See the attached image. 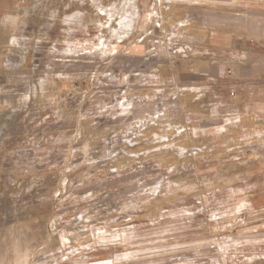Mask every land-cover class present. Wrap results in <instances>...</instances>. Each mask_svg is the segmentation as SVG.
I'll list each match as a JSON object with an SVG mask.
<instances>
[{"label":"rangeland","instance_id":"obj_1","mask_svg":"<svg viewBox=\"0 0 264 264\" xmlns=\"http://www.w3.org/2000/svg\"><path fill=\"white\" fill-rule=\"evenodd\" d=\"M94 2L16 3L39 59L20 68L53 86L0 140V264H264V126L186 92L210 30L264 50V0H134L120 37L100 5L122 0Z\"/></svg>","mask_w":264,"mask_h":264},{"label":"crops","instance_id":"obj_2","mask_svg":"<svg viewBox=\"0 0 264 264\" xmlns=\"http://www.w3.org/2000/svg\"><path fill=\"white\" fill-rule=\"evenodd\" d=\"M18 1L20 0H0V140L4 136H7L4 134V130L17 129L19 125L16 124H18L20 113H24V116L25 114H31L32 108H34V106H31L34 101L29 104L32 89H34V79H31L33 74H29L28 71L22 72L24 70L20 67L33 65L34 59H38V57L33 56L34 47L32 46L35 43L31 42L28 35H26L29 32V26L25 25L23 21L19 22L21 18L25 19L28 17V11L19 10V6L16 4ZM134 18L132 17V23H134ZM79 22V20H76L72 24L73 27L65 22L69 28H65V30L63 28L62 31L67 33L69 30H75L77 25L81 23ZM49 28L47 27V29ZM228 33L216 30L215 28L209 31L206 37V54L202 60L203 63L193 71L192 75V78H194L197 72H199L203 76V80L201 82L194 81L191 85H188L187 87L190 90L186 92L193 93L192 97H196L197 95L195 100L205 102L206 105L203 104L204 107L219 105L221 113H231L230 116L224 117L223 124H227L226 119H228L233 120L237 125L241 124L242 120V124L248 123L254 126H264V50L259 45H256L252 41L254 40L252 38L250 41L246 40L244 43L239 39L238 41L237 39L232 40V38L227 36ZM112 40L115 41V38L111 36L109 42L100 45L102 48L97 46V49H101L98 52H102V54L111 53L106 51L111 50L112 44L110 42ZM126 40L127 38H124L119 42L123 43ZM35 41H37L36 44H39L40 40L37 39ZM119 42L117 41V43ZM70 43H67L63 48H73ZM55 45L59 44L56 43ZM180 51L186 52L183 47ZM228 52L229 55L231 53V57L227 58L224 53ZM33 71L35 73L34 69ZM20 80L25 82L31 81L24 86L25 90L20 93L23 98V106L19 107L12 103L8 107H3L2 99L5 92L3 87L8 84L10 99L12 101L13 98L18 99L19 90L15 86V83ZM58 88L61 90L63 86H56L55 90H58ZM39 89L41 90L40 85ZM231 91L233 94H230ZM125 99L127 100L122 102L124 105L130 100H128L127 96H125ZM196 113H200L201 117L205 114L204 111L195 112L194 115ZM4 116L6 118L5 122L3 121ZM191 117L189 116L190 119ZM27 118H25L26 122L31 123V119ZM228 126L223 128L227 129L229 128ZM238 129L235 126L231 131Z\"/></svg>","mask_w":264,"mask_h":264},{"label":"bare ground","instance_id":"obj_3","mask_svg":"<svg viewBox=\"0 0 264 264\" xmlns=\"http://www.w3.org/2000/svg\"><path fill=\"white\" fill-rule=\"evenodd\" d=\"M94 1H95L94 3L97 4L98 0H94ZM100 10L103 12V14H107V19L109 21L112 20L113 18H115L116 15L118 16V19H119L118 27L117 28H111V29H113L112 33L114 35H117L118 37H120L126 33H129V31L133 28L132 17H135L137 15L135 13L136 12V4L134 3V0H122V2L118 3L116 6L110 7V8L104 7L103 5H100ZM78 15H80L79 12H76V14H74L73 16L71 15L70 17H67L65 19V22L68 25H70L71 27H73L72 24L75 23L76 20L81 21V18ZM175 24H176L175 25L176 27H179V28H177V31H178V29L179 30H182L183 28L185 29V27H187V25H188L187 20H180L178 22L175 21ZM176 27H174V29ZM101 44H103V43H101ZM50 68H52V67L50 66ZM50 73H51V71H49L47 73L48 74L47 76L38 77V79L34 83V87H33V88H35L36 92L38 91L37 84L40 85V88L42 91H44L43 89H46L49 86H53V82L50 81V78H51V76L49 75ZM31 87H32V85H31ZM32 91H33V89H32ZM193 126H194V128H196L195 124ZM177 147H179V146H177ZM179 149L183 150L184 148L179 147Z\"/></svg>","mask_w":264,"mask_h":264}]
</instances>
